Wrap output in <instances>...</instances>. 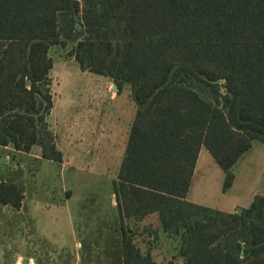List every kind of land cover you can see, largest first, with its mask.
Segmentation results:
<instances>
[{
	"label": "trees",
	"instance_id": "obj_1",
	"mask_svg": "<svg viewBox=\"0 0 264 264\" xmlns=\"http://www.w3.org/2000/svg\"><path fill=\"white\" fill-rule=\"evenodd\" d=\"M70 42L82 70L130 85L136 105L113 186L122 264H160L126 226L151 213L179 237L183 264H264V194L233 212L187 199L201 146L227 190L264 142V0H0L1 146L62 161L50 48ZM23 198L0 180V203Z\"/></svg>",
	"mask_w": 264,
	"mask_h": 264
},
{
	"label": "rangeland",
	"instance_id": "obj_2",
	"mask_svg": "<svg viewBox=\"0 0 264 264\" xmlns=\"http://www.w3.org/2000/svg\"><path fill=\"white\" fill-rule=\"evenodd\" d=\"M73 47L70 42L50 48L54 106L48 122L62 161L43 158L38 145L29 152L0 145V180L24 190L21 208L0 203V264L29 257L36 264H122L113 186L136 105L130 85L119 90L110 77L82 70L71 54ZM209 169L214 182V168ZM202 190L207 191L196 177L194 194ZM156 225V215L126 222L144 253H151L160 264H183L179 237Z\"/></svg>",
	"mask_w": 264,
	"mask_h": 264
},
{
	"label": "crops",
	"instance_id": "obj_3",
	"mask_svg": "<svg viewBox=\"0 0 264 264\" xmlns=\"http://www.w3.org/2000/svg\"><path fill=\"white\" fill-rule=\"evenodd\" d=\"M257 141H253V145L243 153L233 166L232 171L234 179L231 187L227 190L224 188L225 173L223 169L221 167V169L215 167L213 161L215 160L214 157L209 151V155L205 153L203 148L206 149V147L201 146L197 164L193 171L191 187L189 193H187V199L205 206L226 210L227 212H233L238 206H249L255 195L264 194V142L261 141V143H256ZM210 166L214 168L213 172L215 173L216 178L214 182L211 181ZM196 177L198 184H200L202 188L206 187V192L202 190V192L194 194ZM213 187H216V193L212 195ZM151 215L157 216L156 228L162 229L158 219L159 215L157 213H151L146 217ZM144 218L141 220H129L140 222ZM152 223L154 224V222ZM72 229L75 242L76 234L74 226ZM56 238V240H59L58 237ZM15 264L36 263L32 257H29L16 262Z\"/></svg>",
	"mask_w": 264,
	"mask_h": 264
}]
</instances>
